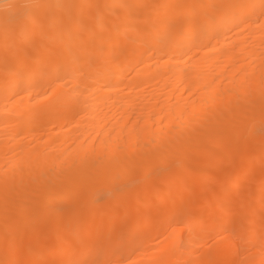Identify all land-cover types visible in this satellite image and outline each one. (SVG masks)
<instances>
[{"label":"bare ground","instance_id":"1","mask_svg":"<svg viewBox=\"0 0 264 264\" xmlns=\"http://www.w3.org/2000/svg\"><path fill=\"white\" fill-rule=\"evenodd\" d=\"M263 128L264 0H0V264H264Z\"/></svg>","mask_w":264,"mask_h":264},{"label":"rangeland","instance_id":"2","mask_svg":"<svg viewBox=\"0 0 264 264\" xmlns=\"http://www.w3.org/2000/svg\"><path fill=\"white\" fill-rule=\"evenodd\" d=\"M172 12V11H171ZM171 12H168V14H171ZM66 127H67V125H66ZM261 129H262V127H261ZM261 129H259V131L261 132V133H264V128H263V131L261 130ZM56 130H58V128L56 127ZM259 141H261V140H259ZM264 142V141H263ZM262 142V143H263ZM259 143H261V142H259ZM259 145V144H258ZM260 146H261V144H260ZM259 146V147H260ZM231 163L233 162V161H230ZM220 163V164H219ZM228 163H229V161H228ZM218 167H217V169H219V170H223L225 167H224V165H227V162H218ZM222 166V167H221ZM208 167V165H205V169H207V170H205L206 172H204V173H201L200 174V178L199 179H201L202 178V181L203 180H206V179H208V177H210L211 178V180H216V179H212V178H214V176H212V175H214V171H210V170H208L209 168H207ZM261 168H259L258 170H260ZM208 171H210L211 173H209ZM258 172V171H257ZM256 172V173H257ZM255 172H253V173H251V174H249L248 176H247V179L249 180H252L253 179V177H255L256 178V175L254 174ZM212 174V175H211ZM252 176V177H251ZM219 181L217 180V181H214V184H216V186H218L217 184H219L218 183ZM220 185V184H219ZM215 186V185H214ZM225 188V187H224ZM203 191L202 192H200V194L199 195H201L200 196V198H201V200H199L200 198H198V194H197V192L196 191H191L190 193H189V195H188V198H189V196H190V203L191 204H194L195 206H196V208L198 209V210H200L201 211V209L203 210V212H207L208 210H206L205 208H207V209H209V211H212L213 209H214V206H216L215 204L216 203H214V201L212 202V200L210 199V191H209V187L208 188H204V189H202ZM205 190V191H204ZM196 192V193H195ZM203 193V194H202ZM196 195V196H195ZM203 196V197H202ZM220 202L223 204V207H226V206H229L230 204L233 206V207H239V202H240V200H241V193H236L232 198H226L223 194L221 195L220 194ZM255 197V198H254ZM254 197L252 198V201H251V204L250 205H252V204H254L257 200H258V197L257 196H255L254 195ZM155 198V197H154ZM196 198V199H195ZM192 199H194V200H192ZM151 200L154 202V201H156V200H154L153 199V197L151 198ZM151 200H150V204H151ZM196 200H198V201H196ZM199 202V203H198ZM154 203H156V202H154ZM154 203L152 204V205H150V209L151 210H153V207H156V205L154 206ZM198 203V205H196ZM153 206V207H152ZM166 206H168L167 204H165V206L163 205V208H159V209H157L158 207H156V212L155 211H153V213L154 214H159L160 216L159 217H161V216H166L167 214H168V212L167 211H165V207ZM199 206V207H198ZM155 209V208H154ZM167 209V208H166ZM211 209V210H210ZM119 209H117V211L113 214V216H112V219L114 220L113 222V225L111 226V227H107V228H105L104 230H106L107 231V235L109 234V235H111V234H113L114 232H116L117 230H116V228L118 227V225H120V223H121V220L119 219V216H120V214H119V211H118ZM164 210V211H163ZM261 210H262V208H260L258 211H260V212H258V215H257V220L260 222V223H262L264 220H262V219H264V217H263V211H264V209H263V211L261 212ZM163 211V212H162ZM162 212V213H161ZM166 212V213H165ZM240 211H236L235 213L236 214H234V216H233V218H232V220L229 222L230 223V225H234L233 223H238V222H240L241 220H243L244 219V216H243V214L241 213H239ZM162 214V215H161ZM163 217V218H164ZM236 218V219H235ZM132 219V220H131ZM189 219H190V217H189ZM42 220L43 219H38V223H41L42 222ZM134 220V218H130V223L132 224L133 221ZM179 220V219H178ZM238 220V221H237ZM177 222V219L175 218L174 219V222L172 223L171 222V224L170 223H166L165 224V226H168L167 228H169L168 230H166L167 228H165V230H163L162 232H161V234H158V235H156L154 238H153V240L150 242V244H149V246H148V248H147V252H148V254H145V255H141L140 254V257H139V259L141 258L143 261H147V260H149L150 259V256H152V255H155V253L157 252V251H159L161 248H163L162 246L163 245H165V243H167L168 242V240H169V238L171 237V235L169 234V232H170V230H172L173 229V231L172 232H170L171 234L175 231L174 230V226L175 227H181V225H183V224H180V223H176ZM233 222V223H232ZM177 224V225H176ZM179 225V226H178ZM172 227V228H171ZM113 228L115 229V231L113 230ZM262 228H264L263 226H262ZM217 229V227L214 229V231ZM103 230V231H104ZM169 231V232H168ZM52 232V230L50 231V233ZM164 232V233H163ZM232 232L230 231V230H227L225 233H221V234H214V235H211V236H207L202 242H201V244L200 245H198V247H196V248H194L195 249V256H196V254L198 253V254H200L199 256H201V254H202V252H208V250L210 251V249L211 250H213L212 248H214V244H215V242L217 243V242H224L225 240H226V238L227 239H229L228 237H231L233 234H231ZM175 234V233H174ZM109 235H108V237H109ZM173 235V234H172ZM169 236V237H168ZM245 247H244V251L246 252L245 254H248V253H250V252H252L253 250H252V248H251V246H250V244H249V242L247 243L246 241H245ZM14 249V246H11L10 247V250L11 251H9L8 252V254H7V262L5 263V264H10V263H12L13 262V260H14V258L15 257H18V256H20L21 254H22V252H17V253H14L12 250ZM148 249H149V251H148ZM146 252V253H147ZM156 254H158V253H156ZM194 256V257H195ZM199 256L197 255V258H199ZM64 256H60L59 257V259L60 260H64ZM196 258V257H195Z\"/></svg>","mask_w":264,"mask_h":264}]
</instances>
